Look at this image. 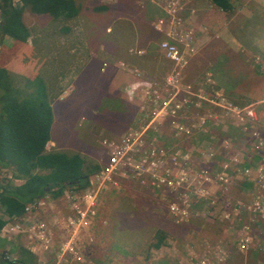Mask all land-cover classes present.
I'll use <instances>...</instances> for the list:
<instances>
[{
    "label": "rangeland",
    "instance_id": "374dc122",
    "mask_svg": "<svg viewBox=\"0 0 264 264\" xmlns=\"http://www.w3.org/2000/svg\"><path fill=\"white\" fill-rule=\"evenodd\" d=\"M79 1L80 12L71 19L56 18L49 13H32L30 9H26L30 10V13L26 10L24 12L27 25L34 21L36 27L47 35L46 41L45 37L37 40L39 44L46 42V48L49 47L48 58L40 59L36 52L27 49L24 44L17 49L16 58L11 63L7 62L10 64L6 67L13 83L22 90L21 95H29L37 87L46 89L48 94L59 92L58 95L55 93V98L54 94L51 100L54 114L51 133L55 141L48 143L49 149L80 152L88 163L95 162L105 167L110 146L129 128L127 123L120 129L117 116L115 121L112 120L116 102L112 92H109V89L115 88V82L113 86L110 85V64L130 61L144 70L153 71L151 75L154 76L148 77V80L157 82V98L148 103L144 101L143 95L140 99L145 110L151 112L168 98L165 77L172 63L170 66L168 62L171 61L159 48V43L166 38L165 33L156 29L161 11L148 4L149 0ZM180 2V5H183L180 14L184 12L178 16L181 28L183 32L191 31V38L185 40L189 45L184 46L189 63L182 74L183 85L204 87L209 95L218 87L240 105L256 103L260 118L264 122V0H238L234 2L235 8L231 11L222 9L211 0L201 6L192 3L193 0ZM14 4H21V1L14 0ZM104 6L107 8H103ZM208 9L214 13L208 14ZM166 18L169 19L167 16ZM3 20L2 15L0 23ZM35 25H31V28ZM232 26L236 35L231 32ZM51 30L55 32L51 33ZM229 41L237 45L236 49L241 52L240 55L229 50V47H232ZM6 43L7 38L4 46L9 49ZM139 50L144 52L139 54ZM209 74L211 77H208ZM244 81L245 84L240 86ZM182 97L186 96L182 95L179 100H182ZM133 102H136L135 98ZM132 114L138 115L137 107L133 108ZM177 115V120L186 126L190 124L191 120L183 114ZM173 119L168 118L161 130H158L159 133L148 134L146 141L157 138L163 146L168 145L166 147H171L174 143L182 148L191 147L189 145L192 140L188 136L175 135L176 131L171 126ZM210 127L213 135L218 138L227 137L237 148L233 153L221 150L222 155L220 154L218 159L229 156L243 165L246 151L249 152L254 146L250 138L242 135L227 120L217 119L215 125L210 121L206 128ZM208 141L210 143L207 137H199L196 139V146L199 147L195 149L205 148ZM215 144H219L217 140ZM251 172L259 173L255 168ZM238 178L242 176L235 179L233 188L228 192L229 200L221 204L218 210L209 213L206 210L188 222L175 223L154 190L132 175L122 177L118 189L108 186L101 194L98 216L85 236L88 237L89 244L86 243L81 249L93 264H253L251 254L262 251L258 247L260 243H255L256 234L264 223H251L255 239L248 249L246 246L241 247V238L242 230H245L243 226L250 222L249 215L239 218H232L231 215L230 221L221 216L223 209L233 214L230 204L232 197L249 199V192L252 191L244 189L241 179ZM16 179L12 169H0L1 184H6L7 180L14 184ZM62 198L50 197L51 205L55 210H59L58 215L53 214L50 209L46 212L40 211L39 214V217L44 219L48 217L46 224H51L56 230L53 246L48 250L39 251L42 260L50 264L55 261V251L63 238L60 224L55 218L69 212ZM124 201L138 206L133 212L125 211L133 219H136V216L138 222L130 229L131 237L122 233L118 238L116 232L118 234L120 229L114 214ZM153 204L156 205L155 211L161 214L160 220L155 221L151 211L146 209L145 212V209L141 208L143 205L150 207ZM158 226L166 227L170 234L161 248L150 250L149 258L146 259L148 242ZM19 241L16 237L15 241H10L7 245L6 242L9 241L4 239L0 241V247L11 248L19 259L20 250L11 247L13 242L19 244ZM125 252L129 253L124 254Z\"/></svg>",
    "mask_w": 264,
    "mask_h": 264
},
{
    "label": "built area",
    "instance_id": "2783aa9c",
    "mask_svg": "<svg viewBox=\"0 0 264 264\" xmlns=\"http://www.w3.org/2000/svg\"><path fill=\"white\" fill-rule=\"evenodd\" d=\"M180 1H147L162 12L156 29L165 33L166 38L159 43V48L172 63L165 77L168 98L150 113L142 107L141 114L133 120L119 140L110 146L107 165L90 176L87 187L79 189L75 186L64 190L61 197L69 212L55 218L60 224L63 238L55 251V261L51 264H93L81 247L89 244L88 237L85 236L98 216L99 198L108 186L118 189L121 185L119 180L130 175L158 194L176 223L188 222L206 210L208 213L218 210L221 204L229 200L228 192L235 179L238 176H248L254 184L249 199L232 197L230 204L233 214L223 209L221 216L230 221L231 215L232 218L249 215L250 222L243 226L245 230H242L241 238V247L246 246L248 249L255 239L252 224L264 223V174H250L251 170L246 165L247 162L252 167L254 163L264 165V122L256 103L242 106L218 87L209 95L204 87L183 85L182 74L189 63L184 46L189 45L185 40L191 38V31L183 32L181 28L178 16L183 5H180ZM143 52L144 50L137 51L139 54ZM132 71L139 79L134 90H140L146 103L156 99L157 82L144 78L138 70ZM208 77H211L210 74ZM210 80L208 81L211 82ZM182 95L186 97L179 100ZM129 97L130 100L133 99V93ZM180 113L191 120L188 126L176 119ZM168 118H174L171 126L176 131V136H190L193 130L205 131L210 121L215 125L217 119L227 120L242 135L249 137L254 146L247 151L246 163L240 165L229 156L218 159L222 155L221 150L233 153L237 149L227 137L218 141V145L203 149H195L196 146L193 145L182 148L177 143L166 147L168 145L163 146L157 138L147 142L148 134L161 130ZM263 165L261 167L264 169ZM2 209L0 199V219L5 222L0 230V241H14L19 235L25 234L36 251L48 250L53 246L55 227L46 224L48 217H39L40 211L46 212L47 209L58 215L59 210L51 205L50 196L39 197L30 202L21 218L10 217ZM261 235H264V224L256 234L255 243L257 245L259 242L258 247L264 251V236ZM2 255L12 264H19L18 256L11 248H3ZM39 264L50 263L41 259Z\"/></svg>",
    "mask_w": 264,
    "mask_h": 264
},
{
    "label": "trees",
    "instance_id": "16d2710c",
    "mask_svg": "<svg viewBox=\"0 0 264 264\" xmlns=\"http://www.w3.org/2000/svg\"><path fill=\"white\" fill-rule=\"evenodd\" d=\"M20 1L21 4L16 5L14 0H0V10L4 18H7L4 33L16 41L14 46L6 48L7 50L4 46L0 52V169H12L15 178L25 181L17 188L10 180H7L6 184L0 183V199L3 213L17 218L23 217L27 204L39 197L48 195L57 199L62 196L66 188L76 186L82 189L87 187L90 176L103 166L95 162L88 163L80 152L47 149L48 143L53 139L51 131L54 123L49 94L46 89L37 87L29 95H21L22 90L13 83L5 66L16 55L17 49L26 44L30 37V30L24 21L26 9H30L34 13H49L56 18L71 19L79 14L81 2L78 0ZM211 1L222 9L231 11L234 2L238 0ZM1 25L2 23H0L2 36ZM230 29L232 34L236 35L233 26ZM229 45L232 46L229 47L231 52L241 54L239 50L237 51L236 44H231L229 41ZM243 84L245 81L240 86ZM232 94L237 96L235 93ZM136 203L139 205L137 200ZM137 207L133 206L131 202L125 201L118 206L114 214V219L120 229L118 234L116 232L118 238L122 233L128 237L132 236L130 229L135 227L138 220H136V216H134L136 219L128 216L125 211L133 212ZM141 208L145 209V212L146 209L151 211L155 221L161 219L159 211H155L156 205L153 204L150 207L143 205ZM4 224L5 222L0 219V230ZM134 230L137 231V229ZM169 234L170 231L166 227L155 228L147 245L146 259L149 258L151 249L162 247ZM2 258L6 262L1 263L11 264L3 255ZM18 262L19 264H37V256L21 247Z\"/></svg>",
    "mask_w": 264,
    "mask_h": 264
},
{
    "label": "crops",
    "instance_id": "0c3cea01",
    "mask_svg": "<svg viewBox=\"0 0 264 264\" xmlns=\"http://www.w3.org/2000/svg\"><path fill=\"white\" fill-rule=\"evenodd\" d=\"M201 1H204V2H201ZM206 1H208V0H193L192 3L199 4L201 6V5H206ZM26 11L27 12L29 11V13H30V10H26ZM207 11H208L207 12L208 14H213L214 13L213 11H211V9H208ZM182 13H184V12H181L180 15H182ZM2 15L3 14H2V12L0 10V17ZM24 21H25V14H24ZM25 23H26V21H25ZM29 24L30 25H27V26H28V28L30 30V37H29V39L26 42L27 49H29L30 51L36 52L39 55L40 59H43L45 57L48 58L47 54H48L49 47L46 48V46H45L46 45L45 41H46V37H47L46 33L43 30H41L40 28L36 27V25H35L36 23L34 21H30ZM33 24L35 25L34 28H33L34 30L31 28V25H33ZM53 32H55V31L51 30V33H53ZM61 32H64V31H61ZM42 37H45V41H44L43 44H39L37 39L42 38ZM6 38L8 39V43H6L7 44L6 46L11 48L13 45H15L14 44L15 43V39L13 37L5 34L4 39L6 40ZM0 39H1V35H0ZM47 40H49V39H47ZM50 40H52V39H50ZM4 41H3V44L1 45L3 48H4V46H3L4 45ZM40 43H41V40H40ZM2 47H0V52H1V48ZM16 56H14L12 58V60L9 61V62L11 63L13 61V59L16 58ZM168 63H170V66H171V62H168ZM9 64L6 63L5 66H8ZM109 64H110V62H109ZM110 66L112 67L111 74L109 76L110 85L113 86V84L115 82V88L114 89L112 88V90L109 89V92H112L114 101L116 102V103H114V106L116 107V109L112 112V117L114 116V118L112 120L115 121V116H117L119 124H120V129H121V126H122V128H124V124H127V123H128L127 124L128 127L131 126L133 120L139 114H141V110H142V106H143L142 105L143 102H141V100H140L141 96H142V94L139 93L140 90H137V89L134 90V88L137 86L135 84L138 83L139 79L133 73V71H131V70L132 69L133 70H138L139 72H141L143 74L144 78L152 77L154 75H151L153 73L152 70H150V69L144 70V69L140 68L139 65L137 66L136 63L130 62V61L129 62H123L122 64H121V62H119V63L115 62L113 65L110 64ZM158 66H159V64H157V67ZM107 85H108V80L106 81V86ZM131 92L133 93V97L136 99V102H133L134 98L130 100L129 94L132 95ZM56 94L58 95L59 92L56 93ZM56 94L54 95V98H55ZM52 96H53V92L51 93V95L49 94V100H50L51 106L53 104L52 101H51L52 98H53ZM59 98H60V96L58 97V99ZM136 107H137L138 115L134 116L132 114L133 113V108H136ZM147 112H149V111L147 110ZM133 117H135V118L133 119ZM112 123H113V121H112ZM211 127L209 129L206 128L205 131L193 130L192 133L190 134V136H188L192 140L190 142L189 146H192V145L196 146V139H198L199 137L200 138L201 137L209 138L211 144L208 141L209 144L207 143V145H205V147L211 146V145H216L215 144L216 140L217 141H223L225 139L224 136H221V137L218 138L216 135H213L212 132H211ZM210 134H212V135H210ZM52 140L55 141V139H52ZM196 147H199V146H196ZM47 149L50 150L48 145H47ZM246 165H247V167L250 170H252V168H255L257 170V172H259V173L262 172L264 174V169L261 167L263 164H261V166H260V165H257V164L254 163V165H253L254 167H252L251 164L249 162H247ZM250 174H252V172H250ZM245 177H248V176L242 177L243 179L242 178H238V179H241L242 184L244 185V189H247L248 191H252L253 187H254V184L250 180L247 181L248 178H245ZM249 177H252V175H250ZM244 180H246L245 183H244ZM24 182L25 181L22 180V179H16L15 183L13 184V186L17 188V187L23 185ZM18 238L20 240L19 244L17 243L18 241L17 242H13V246H11V247H14V248L16 247L19 250H20L21 247L28 249L35 256H37V264H39V261L42 259V257H41L42 255L39 254V252H38L39 250L36 251L35 248H32V246L28 242L27 236L25 234H23L22 236H18ZM6 244L7 245L10 244V242H6ZM2 249L0 247V264H3L1 262H6V261H3V258H2V254H1L2 253ZM255 252L256 253H252L251 254V256L254 259L253 260V264H257V262H258V264H264V252L263 251H261V252L255 251ZM244 257H247V256H244ZM19 258H20V255H19Z\"/></svg>",
    "mask_w": 264,
    "mask_h": 264
},
{
    "label": "water",
    "instance_id": "95a60500",
    "mask_svg": "<svg viewBox=\"0 0 264 264\" xmlns=\"http://www.w3.org/2000/svg\"><path fill=\"white\" fill-rule=\"evenodd\" d=\"M6 22H7V18H4V21H3L2 25H1L3 33H2V36H1V39H0V46L3 44V41H4V37H5L4 27H5Z\"/></svg>",
    "mask_w": 264,
    "mask_h": 264
},
{
    "label": "bare ground",
    "instance_id": "6f19581e",
    "mask_svg": "<svg viewBox=\"0 0 264 264\" xmlns=\"http://www.w3.org/2000/svg\"><path fill=\"white\" fill-rule=\"evenodd\" d=\"M236 6V5H235ZM235 8V7H234ZM5 40V39H4ZM4 46V45H3ZM0 47H2V46H0ZM211 84V83H210ZM215 85V84H214ZM49 92V91H48ZM50 95H51V93H50ZM239 104V103H238ZM243 106V105H242ZM236 142V141H235ZM247 152V151H246ZM4 186V185H3Z\"/></svg>",
    "mask_w": 264,
    "mask_h": 264
},
{
    "label": "clouds",
    "instance_id": "9594fccd",
    "mask_svg": "<svg viewBox=\"0 0 264 264\" xmlns=\"http://www.w3.org/2000/svg\"><path fill=\"white\" fill-rule=\"evenodd\" d=\"M151 5H153V4H151ZM153 6H155V5H153ZM157 9H159L157 6H155ZM161 15H162V12H161ZM53 199V198H52Z\"/></svg>",
    "mask_w": 264,
    "mask_h": 264
}]
</instances>
